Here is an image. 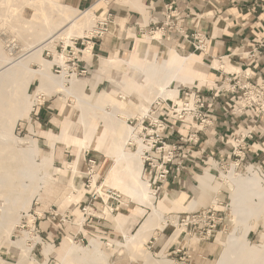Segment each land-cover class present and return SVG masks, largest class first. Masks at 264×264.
<instances>
[{
  "label": "rangeland",
  "instance_id": "rangeland-1",
  "mask_svg": "<svg viewBox=\"0 0 264 264\" xmlns=\"http://www.w3.org/2000/svg\"><path fill=\"white\" fill-rule=\"evenodd\" d=\"M59 1L62 6H74L69 5L66 0ZM23 2L28 3L26 0H0V55L5 60H19L32 49L39 47L49 30L59 31L57 29L60 26L56 27L55 23L61 22V25H65L70 17L81 16L78 25H81L85 37H92L97 34L99 23L109 14L112 15L111 23L118 21L113 17L110 7L120 0H95L86 8L76 7L78 10L72 14L66 10L71 7H64L62 11L59 7L53 8L48 1L35 0L31 6L22 5ZM246 3L249 1L233 0V5H236L233 6L230 16L227 14L220 18L225 10L218 6L217 10L212 9L210 17L205 16L206 13L199 16L198 23L194 21L187 25L183 18L179 20L180 27L186 31V27L192 26L194 31L205 35L203 32L210 30L214 25L216 33L220 31L225 35L223 39H232L226 48L216 47L215 52L211 50L210 39L208 51L202 52L195 50L190 38H181L183 34L179 33L178 36L174 33L162 37L160 32L151 34L154 30L153 22L163 20L162 3L163 6L160 3H151L150 13L146 6L143 12L130 7L141 12L144 18L141 29H134L128 37L130 46L121 45L117 51L111 49L104 52L96 50L97 46H93L92 41L94 42L95 38L88 43V39H81L85 38L82 36H71L69 41H66L63 35H59L43 49L44 59L53 61L60 55L64 57V64L67 66L54 63V74L61 75L66 69L67 78L74 77L89 85L88 92L92 91L93 86L95 96L103 90L112 87L115 89V85L110 81L111 76L118 78L122 74L123 68L112 70L108 67L110 64L115 66L111 60L127 59L137 46L140 58L146 57L147 49L153 47L158 48V59L167 51L166 47L177 49L184 57L195 53L202 56L203 62L196 66L197 58L191 57L189 66L194 69L193 73L204 74L205 78L199 80L196 76L191 81L182 79L176 86L179 90L176 99H165L180 104L183 110L187 108L183 98L185 93L203 94L206 100L202 104L193 102L186 112L189 114H184L183 119L171 124L172 129L176 130L171 137H177L183 143L178 156L180 172L176 171L177 164L172 166L174 171L167 180L157 184L153 183V177L150 179L142 174L141 178L150 183L151 191L150 199L139 202L114 183L111 172L115 162L105 152L93 148L83 152L79 167L81 173H76L73 165L76 163L79 148L69 140H60L52 146L50 137L64 134L71 124V119L75 120V104L62 93L48 94L38 91L39 82L35 80L28 88L29 97L33 102L25 106L23 114L17 120L8 119L7 123L11 126V121L13 122V131L20 138L33 139L34 154L39 161L44 158L48 164L45 169L46 180L41 184L42 189L32 199L29 207L22 211L15 209L17 212H9L4 223L5 229L9 231L18 213L23 215L21 224L12 230L11 238L17 240L26 231L30 236L27 245H34L29 258L31 257V261L32 257L36 259L31 263L22 260L23 256H19L20 251L17 248L9 249L4 245L7 232L3 231L0 233V259L5 264H62L65 256L70 259V247L84 248L91 241L100 244L108 264H145L141 250L150 253L154 260H169L170 264H176L172 256L177 247L188 252L191 257L189 259L193 258V262L196 258L197 264H216L225 247L224 240L227 236L235 230H243V226L236 223L228 209L231 192L228 184L225 185L221 172L228 173L235 164L234 168L239 174L248 175L253 170H259L264 177V1L258 3L257 8H262V11L256 9L257 13L255 8H241V5ZM254 4V1L249 3L250 7ZM228 7L226 5L225 8ZM86 10L89 15L82 16ZM188 10L192 12L190 7ZM65 12L69 15L68 18ZM255 14L259 15L257 21ZM63 19L65 22H62ZM258 22L263 23L260 25ZM111 23L104 35L108 40L117 43L120 36L113 31ZM209 33L214 39L218 35L211 30ZM76 39H79L77 49L70 46ZM89 46H93L90 55L85 52ZM215 59L224 64L231 63L238 69L226 71L216 68L213 64ZM30 66L39 68L37 62H32ZM203 69H208V72L214 75V83L209 84V73ZM229 78H234V81L229 82ZM160 98L163 97L157 99ZM137 119L139 117L128 119L129 125L131 122L136 123ZM91 157L97 159L94 169L89 166L88 160ZM208 168L211 169V176L202 187L205 190V199L194 208H189L194 198L190 185L199 186V175ZM251 168L253 170L249 172ZM210 208L214 210L207 213ZM154 209L161 212L166 222L162 234L156 236L155 230L150 231L143 246L139 245L141 248L119 245L124 241V234L114 225L117 215L137 220L136 227L132 230V233H136L153 214ZM34 217L35 224L34 221L31 223ZM182 220L187 221L188 225ZM29 225L36 227L34 232L30 231ZM263 225L262 222L251 221L247 235L249 249L263 244ZM45 248L48 252H45ZM98 252L96 249L95 253Z\"/></svg>",
  "mask_w": 264,
  "mask_h": 264
},
{
  "label": "bare ground",
  "instance_id": "bare-ground-1",
  "mask_svg": "<svg viewBox=\"0 0 264 264\" xmlns=\"http://www.w3.org/2000/svg\"><path fill=\"white\" fill-rule=\"evenodd\" d=\"M26 1L28 3L23 2L22 5L31 6L35 0ZM43 1H48L53 8L59 7L61 10L64 7H71L62 6L59 0ZM66 10L71 14L75 13L73 8ZM89 11L81 12L82 16H88ZM68 17L67 14L66 18ZM80 18L81 16L70 17L67 22L63 19L62 22H65V25H61V22L55 23L56 27L60 26L57 29L59 31L52 32V29L49 30L43 43L19 60H5L0 55V233L7 232L3 241L4 245L6 244L9 249L11 247L17 248L20 251L19 256H23L22 260L25 259L30 263L36 258L32 257V261L31 257L29 258L34 246L27 245V241L30 239L29 234L25 231L24 235L17 240L11 238L12 230L21 224L23 215L18 213L13 224L11 223L9 231L5 229L4 223L9 212L17 209L22 211L29 207L32 199L42 189L41 184L46 180L45 169L48 164L44 158L39 161L34 154L33 139L29 137L20 138L13 131L12 121L17 120L23 114L25 106L33 102L28 94L29 86L38 80V91L48 94L52 92L62 93L70 102L75 104V120L73 121L70 117L71 124L67 127V131L65 129L61 136L50 137L53 147L60 140H69L79 148L76 163L73 165L74 171L81 173L79 167L83 152L90 148L103 151L115 162L111 172L114 183L137 201L144 202L150 199V183L141 178L144 168V147L141 145L140 128H133L131 124L129 125L128 119L139 117L138 120L141 121L157 98L176 99L179 92L176 88L178 82L182 79L191 81L196 77L193 73L194 69L189 66L190 57L181 56L174 50L165 52L159 59L154 53H147L144 58L113 59L111 62H114L116 67H112L113 64H110L108 65L109 68L112 70L123 68L120 77L111 76L110 81L115 85V89L112 87L103 90L98 96H95L93 86L92 91L88 92L89 85L74 77L67 78L68 71L66 69L61 75L53 73L54 63L67 66L64 64L62 55L53 61L42 57L43 49L59 35H63L66 41L71 36L85 37L81 25H78ZM85 52L88 50L86 49ZM32 62H37L39 68H31ZM197 77L205 78L204 75ZM8 119L12 120L11 126L7 123ZM130 140L136 143L133 147L129 146ZM234 165L228 173L221 172V175L231 192V202L228 209L234 216L236 223L243 226V230L241 232L235 230L227 236L224 240L225 247L219 254L216 264H264V242L253 249H249L247 238L252 220L264 224V177L259 170H253V168L249 171L253 170L252 173L248 175L239 174ZM50 171H52L51 166ZM210 176L208 169H206L204 173L199 175L200 185L191 184L194 198L189 208H194L205 199V190L202 187L207 184ZM35 220L34 217L31 223L34 221L35 224ZM114 222L121 229L128 223L131 225L124 229V241L119 243L126 248L130 246L141 248L139 245L142 244L143 246V242L148 238L150 231L155 230V235L159 236L166 226L161 212L157 209L153 210V214L144 221L136 233H132L130 228L137 224V220L119 215L114 219ZM262 237L264 239V229ZM96 249H98V253H95ZM45 252H48L46 248ZM140 253L145 264H170L169 260H154L147 251L141 250ZM68 255L70 259L65 256L62 264H108L105 252L100 249V244L95 241H91L84 248L70 247ZM66 260L67 262H65ZM0 263L5 264L1 259ZM20 263L17 262V264Z\"/></svg>",
  "mask_w": 264,
  "mask_h": 264
},
{
  "label": "built area",
  "instance_id": "built-area-1",
  "mask_svg": "<svg viewBox=\"0 0 264 264\" xmlns=\"http://www.w3.org/2000/svg\"><path fill=\"white\" fill-rule=\"evenodd\" d=\"M163 20L161 22H153V29L151 34L160 32L161 37L166 35H172L176 33L179 36L183 34L185 39L190 38L192 40V45L195 47L196 51L207 52L209 49L208 38L202 33L195 30L192 34L180 27V19L183 18L180 10L178 9L176 2H167L163 6L162 12ZM112 15L109 14L104 21L99 23V30L96 31L97 34L92 37L81 38L91 40L92 38H101L108 31L109 24L111 23ZM176 26L174 27V25ZM144 31V30H142ZM161 39V38H160ZM79 39L74 40L70 46L77 49ZM229 82L234 81V78H229ZM184 104L186 110H183L180 104L174 102H168L167 99L160 98L155 100L149 110L147 115L139 121L131 125L133 128H140V140L141 145L144 147L143 152V167L144 174L150 179L153 177V183H164L168 176L174 171L172 166L178 165L176 171L180 172L181 165L178 162V156L182 148V142L176 137H171L176 130L172 129V123L183 119V115H187L188 107L193 105V102H200L201 104L205 102L206 98L203 94L197 93H185ZM195 100V101H194ZM187 103L189 105H187ZM171 125V127H170ZM136 143L130 140L129 146L133 147ZM89 166L92 169L96 167L97 159L91 157L89 160ZM213 208L208 209L207 213L211 212ZM214 210V209H213ZM36 219V217H35ZM186 226L188 225L187 221ZM190 223H192L190 221ZM30 227L31 232L35 231V226ZM173 258L176 264H188L186 258H190L188 252L183 251L182 248L177 247L174 251Z\"/></svg>",
  "mask_w": 264,
  "mask_h": 264
},
{
  "label": "crops",
  "instance_id": "crops-1",
  "mask_svg": "<svg viewBox=\"0 0 264 264\" xmlns=\"http://www.w3.org/2000/svg\"><path fill=\"white\" fill-rule=\"evenodd\" d=\"M94 1L95 0H66V2L69 5H74L73 7L71 6V8H73L74 10L86 8L87 6L93 4ZM171 1L176 2L178 9L180 10V12L183 16L184 22L187 25L188 24L191 25L192 23H194V21H197V20L199 21V19H200L199 16H203V14H205V13H206L205 16L210 17L212 15V13H211L212 9L217 10L218 6H222V8L225 10V11H223L222 15H220V18H222V16L227 15V14H228V16H230L232 13V10L234 9L233 6L236 5V4L233 5V0H120V2H117V4L115 2L110 7L111 11L113 12V17L118 20L116 23H111V26H112L113 31H115V33L118 36H120V37L125 36V37L124 38L119 37L118 41L116 40L117 43H114L113 41L108 40L105 35H103V37H101V38H95L94 42L92 41L93 46H95V47L97 46L95 48L96 50L104 51V52L105 51L109 52L111 49H114L117 51L120 49L119 46H121V45L122 46H127V45L130 46L131 41L129 40L128 37H130V35L134 32V29H136V30L141 29L140 27L142 25H144V24H142L144 21V18L142 16L141 12H139L137 10H133L130 7L137 8L143 12L145 10V6H146V10H148V12L150 13L149 8L151 6V3H153V4L154 3H157V4L160 3V5H162V4H165L167 2H171ZM222 1L224 3H222ZM237 1H239V0H237ZM246 1H249V3L254 1L255 4L252 5L251 7H250L249 3H246L244 5L242 4L241 8H245L248 6V8L250 10L255 8L256 13L258 12V10L262 11V8H259V9L257 8L258 3L262 0H246ZM63 2H64V0H63ZM122 2H123V4H127L128 6L121 4ZM226 5H228L229 7L225 8ZM189 7L192 9V12L191 11L189 12V10H188ZM236 9L239 11L238 8H236ZM256 9H258V10H256ZM195 15H198V16H195ZM261 17L262 16H260V18ZM254 18H256L255 21H257V19L259 18V15L255 14ZM223 19H224V21L226 20L225 18H223ZM198 21H197V23H198ZM150 22H151V20H150ZM258 23L261 25V23H263V22H258ZM258 23H255V24H258ZM215 27L216 26H214V25L211 26V29H210L211 32L216 33ZM186 29L189 33H193V31H194L192 26L186 27ZM210 30L204 31L203 33L205 34L206 37H208V39H210V42L212 41V45H210V47H211V50L213 49V52H215L216 47H222L223 46L224 48H226L229 41H232L231 38L230 39H227V38L223 39L225 35L222 34L220 31H217L218 35L217 36L215 35L216 37L214 39L213 37H211V35L209 33ZM181 38L185 39L184 36ZM159 40H156V41H159ZM137 41L139 42V40H137ZM93 46H89L87 48V50H88L87 53L89 55L91 54V50H92ZM166 49H167V51L174 50V51L178 52L177 49H175L173 47H166ZM147 53H154V54H156V56L160 55L158 52V48H154V47L152 49L150 48L149 50L147 49L146 55H147ZM138 55H139V50H138V46H137L135 48V50L133 52H131V54L126 58L127 59H130L133 57L140 58V57H138ZM191 57L197 58L196 66H197V64H202V62H203L202 56L197 55L195 53H190V58ZM111 58H114V57H111ZM213 64L216 68H219V69L222 68L226 71H234V70L238 69L237 67H235L231 63H227V64L225 63L224 64L223 62H220L218 59H215ZM203 70H205L206 73H209V84L214 83V79H213L214 75L211 72H208V69H203ZM194 75L198 76V74H196V73H194ZM199 76H201V75L199 74ZM199 80H200V78H199ZM205 81H207V79ZM208 171L210 172L211 169L208 168ZM143 174H144V168H143ZM147 179L149 180V178H147ZM197 183L200 184L199 180ZM190 188H191V185H190ZM150 191H151V185H150ZM117 217H118V215H117ZM114 225L117 227L115 222H114ZM129 226H131L130 223L124 225L123 229H121L119 227H117V228L123 232L124 229H127V227H129ZM135 227H136V225L134 227L130 228L131 232ZM172 258H175V256H172ZM188 259L189 258H186V260H187L186 262H188ZM190 259H191V257H190ZM190 259H189V264H197L196 258H195V262H193V258H192V260H190Z\"/></svg>",
  "mask_w": 264,
  "mask_h": 264
}]
</instances>
